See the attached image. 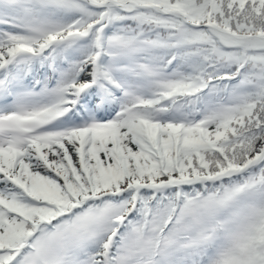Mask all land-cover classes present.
<instances>
[{"label":"snow or ice","instance_id":"1","mask_svg":"<svg viewBox=\"0 0 264 264\" xmlns=\"http://www.w3.org/2000/svg\"><path fill=\"white\" fill-rule=\"evenodd\" d=\"M0 264H264V0H0Z\"/></svg>","mask_w":264,"mask_h":264}]
</instances>
